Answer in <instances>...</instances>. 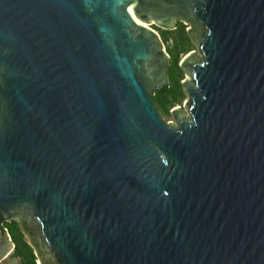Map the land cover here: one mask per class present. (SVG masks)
I'll list each match as a JSON object with an SVG mask.
<instances>
[{
	"label": "water",
	"instance_id": "1",
	"mask_svg": "<svg viewBox=\"0 0 264 264\" xmlns=\"http://www.w3.org/2000/svg\"><path fill=\"white\" fill-rule=\"evenodd\" d=\"M14 221L38 264H264V0H0V263Z\"/></svg>",
	"mask_w": 264,
	"mask_h": 264
},
{
	"label": "trees",
	"instance_id": "2",
	"mask_svg": "<svg viewBox=\"0 0 264 264\" xmlns=\"http://www.w3.org/2000/svg\"><path fill=\"white\" fill-rule=\"evenodd\" d=\"M154 28L159 29L158 26ZM162 37L165 40L171 38L175 41L174 49H169L171 53L172 61L169 68V85L162 88L159 92L154 95V100L163 115H172L170 110L173 106L181 102L183 99L180 96V89L182 86L183 72L178 63V57L174 56V53H189L191 48H187L186 41L190 39L187 31L185 30V25L179 22L175 30H162ZM183 90V89H182ZM183 92V91H182ZM7 228L11 234V237L15 243V249L10 255L13 259L18 260L19 264H38L37 257L34 253L33 248L28 244L24 237V234L19 227L17 222L6 223Z\"/></svg>",
	"mask_w": 264,
	"mask_h": 264
},
{
	"label": "rangeland",
	"instance_id": "3",
	"mask_svg": "<svg viewBox=\"0 0 264 264\" xmlns=\"http://www.w3.org/2000/svg\"><path fill=\"white\" fill-rule=\"evenodd\" d=\"M184 25H185V30L187 31V30L190 28V25H189V24H184ZM154 26H157V25H151V28H153L154 30H156V31L161 35V37H162V30H166V29H162L161 27H159V29H156V28H154ZM187 33H188V32H187ZM188 35H189V34H188ZM189 37H190V36H189ZM162 39H163V37H162ZM163 41H164L165 46H166V51H167V53L169 54L170 59H171V61H172L171 53L169 52V49H168V48H170V49H174V43H175V41H174L173 39H171V38H168V40L163 39ZM185 46H186L188 49L191 48V51L199 52L198 45H197L196 43L193 42V40H192L191 37H190V39H189L188 41H186V45H185ZM174 56L179 58V59H178V63H179V65H180V67H181V63H182L184 57L186 56V53H179V54L174 53ZM181 69H182V67H181ZM182 75H183V76H182V77H183V79H182V86H183V82L187 79V76H186L185 72H183ZM182 89H183V90H182ZM182 91H183V92H182ZM180 93H181V94H180L179 97H182V96H183V99H182L181 102L176 103V104L173 106V108H174V107H177V106H180V107L182 108L183 112L187 115L188 113H187V109H186V107H185V103H186L187 100L189 99V95L186 93L184 86H183V88L181 87V89H180ZM173 108H171V110H172ZM171 110H170V112H171ZM162 115H163V114H162ZM163 117H164V119L167 120V121H172V122H174V123L176 122L175 119H174V117H173L172 115H166V114H165V115H163ZM0 264H19V263H18V260L13 259L11 256H9L7 259H5L4 261H2Z\"/></svg>",
	"mask_w": 264,
	"mask_h": 264
},
{
	"label": "bare ground",
	"instance_id": "4",
	"mask_svg": "<svg viewBox=\"0 0 264 264\" xmlns=\"http://www.w3.org/2000/svg\"><path fill=\"white\" fill-rule=\"evenodd\" d=\"M134 20H135L136 22L140 23V24H143L144 26H147V27L149 26V24L144 23V22L138 20L137 17H136L135 15H134Z\"/></svg>",
	"mask_w": 264,
	"mask_h": 264
}]
</instances>
